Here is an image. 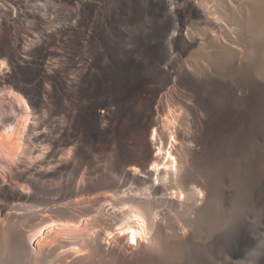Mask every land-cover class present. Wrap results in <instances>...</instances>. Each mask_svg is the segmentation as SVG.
Segmentation results:
<instances>
[{
    "label": "bare ground",
    "instance_id": "1",
    "mask_svg": "<svg viewBox=\"0 0 264 264\" xmlns=\"http://www.w3.org/2000/svg\"><path fill=\"white\" fill-rule=\"evenodd\" d=\"M263 128L264 0H0V264H241Z\"/></svg>",
    "mask_w": 264,
    "mask_h": 264
},
{
    "label": "rangeland",
    "instance_id": "2",
    "mask_svg": "<svg viewBox=\"0 0 264 264\" xmlns=\"http://www.w3.org/2000/svg\"><path fill=\"white\" fill-rule=\"evenodd\" d=\"M197 51L198 50L196 48H193L188 54L185 55L184 60H188V62L194 64L191 58H194ZM150 89L155 92V103L157 106L169 103L170 106L174 105L173 107L176 106L175 109H177L179 105L185 104V102L189 101V98H191V96L187 95L188 97L178 100L179 103L177 104L176 102L173 103L172 101V99L175 98L173 93H171L172 91H170V89L165 86H161L159 82H152ZM182 114L185 119L183 125H185L187 122V115L185 112ZM258 143V147L264 156V128L261 132V138L259 139ZM238 193L237 199L234 202L235 205H233L234 209L232 222L230 223L227 220H222L217 225V229L221 231V235L223 237H226L227 235V237H230L235 241V243H237V245H239L238 248L241 249V253H243L241 264H264V203H255L242 192ZM220 202L221 199L219 197L217 199V204L219 203V206ZM227 231L230 232L227 233ZM202 246L203 248H198ZM198 247L194 251V257L192 258L194 259L193 264H210L213 258L216 257V247L209 245H200ZM197 250L198 254L196 253Z\"/></svg>",
    "mask_w": 264,
    "mask_h": 264
},
{
    "label": "snow or ice",
    "instance_id": "3",
    "mask_svg": "<svg viewBox=\"0 0 264 264\" xmlns=\"http://www.w3.org/2000/svg\"><path fill=\"white\" fill-rule=\"evenodd\" d=\"M155 131V130H154Z\"/></svg>",
    "mask_w": 264,
    "mask_h": 264
}]
</instances>
